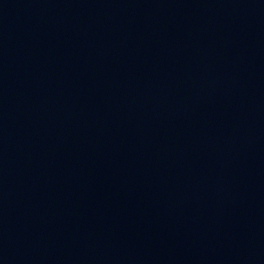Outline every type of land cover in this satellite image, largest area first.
Instances as JSON below:
<instances>
[{
    "label": "water",
    "instance_id": "obj_1",
    "mask_svg": "<svg viewBox=\"0 0 264 264\" xmlns=\"http://www.w3.org/2000/svg\"><path fill=\"white\" fill-rule=\"evenodd\" d=\"M0 264H264V0H0Z\"/></svg>",
    "mask_w": 264,
    "mask_h": 264
}]
</instances>
